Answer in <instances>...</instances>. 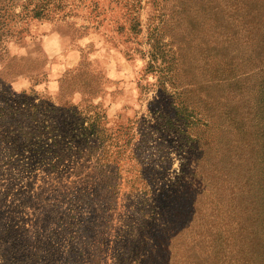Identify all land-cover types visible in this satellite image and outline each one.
Instances as JSON below:
<instances>
[{
  "label": "rangeland",
  "instance_id": "obj_1",
  "mask_svg": "<svg viewBox=\"0 0 264 264\" xmlns=\"http://www.w3.org/2000/svg\"><path fill=\"white\" fill-rule=\"evenodd\" d=\"M252 26L241 0H0V264H264Z\"/></svg>",
  "mask_w": 264,
  "mask_h": 264
},
{
  "label": "trees",
  "instance_id": "obj_2",
  "mask_svg": "<svg viewBox=\"0 0 264 264\" xmlns=\"http://www.w3.org/2000/svg\"><path fill=\"white\" fill-rule=\"evenodd\" d=\"M241 4H242V8L247 12V14L253 17V26H252L253 35L260 34L264 30V0H241ZM219 8L220 10L218 9V11L220 15L222 14L221 17L223 18L224 22H226V26H228V18L232 20L231 19L232 17L229 14V12L233 7H229L226 1L224 3L220 1ZM229 8L230 11H228ZM223 36H224V41L231 40L232 42H234L236 40L234 35L230 34V32L224 31ZM260 72H264V66L256 65V67L254 68V73L257 74ZM261 88L262 85L260 86V89Z\"/></svg>",
  "mask_w": 264,
  "mask_h": 264
}]
</instances>
